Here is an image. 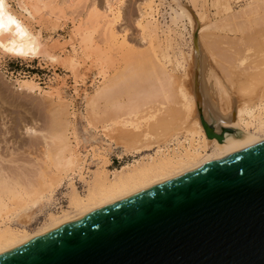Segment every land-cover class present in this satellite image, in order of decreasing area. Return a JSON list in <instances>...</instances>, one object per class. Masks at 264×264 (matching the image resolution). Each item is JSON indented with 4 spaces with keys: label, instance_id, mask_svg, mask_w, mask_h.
Wrapping results in <instances>:
<instances>
[{
    "label": "rangeland",
    "instance_id": "1",
    "mask_svg": "<svg viewBox=\"0 0 264 264\" xmlns=\"http://www.w3.org/2000/svg\"><path fill=\"white\" fill-rule=\"evenodd\" d=\"M255 1L264 2V0H77L75 3L76 1L71 0H8L11 13L26 26L31 36L17 39L12 33L0 35V43L4 48H11L15 44L24 47L27 52L26 56H18L0 50V170H6L0 172L10 176V180L14 178L20 180L22 185L26 183L25 186L31 182L36 183L35 179L44 180L43 172L56 178L57 174L51 171L53 167L47 160L46 152L50 149L49 146L53 145L50 144L52 134H49L50 128L53 131L54 121L51 120L55 118L61 106L66 110L62 118L70 122L64 121L68 127V141L79 150L84 161L80 172H68L62 176L50 201L46 200L42 204L30 207L28 213L32 217L27 224L23 225L18 219L6 217L4 223L32 232L47 220L49 212L60 214L61 209H69V192L72 188L69 186L70 183L79 194L85 195L95 171L101 170L108 173V178H112L123 165L134 164L135 161L146 160L148 155H155L157 148L154 145L150 150L141 153L122 152V148L113 143L108 144L100 129L94 130L87 126L85 115L88 111L90 113L91 108L86 106L85 96L92 93L93 88L100 84L102 72L94 64L85 61L79 45L81 36L77 35L79 30H82L79 32L80 35L89 31L88 35L92 38L90 47L99 44L102 53L108 57L106 62L108 76L121 72L125 67H135L138 71L139 69L152 71L154 67L156 69L164 65L175 75L174 87L181 89L183 86L182 90L186 91L188 97L191 91L190 73L193 65L191 97L197 119L203 129L194 95L196 54L192 43L193 34L195 33L198 38L200 51L207 64L213 95L219 101L221 98L228 100L232 94L241 96L239 88L247 84L252 73L251 66L256 60L252 51L254 42L251 39L253 37L260 39V36H264V4L258 6L255 14L238 19L235 27L232 24L226 25L225 18L246 3ZM109 6L114 12L120 6V16L111 24L117 31L119 41L122 40L121 36L126 40V47H120L119 42L116 43L118 45L111 44L105 27L104 31L102 29L103 24L96 25L91 20L94 19L95 8L99 13L101 11L108 13ZM25 7L30 10L31 15ZM179 7L185 12L182 18L179 16L177 18L172 11V8L178 10ZM149 9L155 18L153 20L156 23V39L153 38V33L149 35V31L142 26L150 17L141 19V13L149 12ZM109 15L108 19L114 17L110 12ZM173 15L177 19H174ZM202 26L204 30L199 32ZM248 35L252 38L250 39ZM74 48L77 56L74 55ZM87 50L89 53L92 51ZM47 53L57 55L58 59L50 61ZM33 56L36 58L33 59ZM77 60L80 61L78 65L72 67L73 61ZM23 80L36 81L51 94L43 95L37 90L20 88ZM262 96L264 80L256 87L253 95L257 100ZM122 97L121 99H124V96ZM175 99L179 100L178 96ZM103 103L98 102L101 110L104 108ZM205 105L203 100L202 108ZM64 114L62 113V116ZM91 115L96 117L95 114ZM254 129V126L250 127V131H255ZM182 134L181 131L178 135L181 139L184 138ZM183 144L187 146L186 142ZM175 145L171 143L172 147ZM47 175L45 180L49 179Z\"/></svg>",
    "mask_w": 264,
    "mask_h": 264
},
{
    "label": "bare ground",
    "instance_id": "2",
    "mask_svg": "<svg viewBox=\"0 0 264 264\" xmlns=\"http://www.w3.org/2000/svg\"><path fill=\"white\" fill-rule=\"evenodd\" d=\"M71 1L77 3V0ZM7 3L9 4L8 0ZM261 3V1L260 3L259 1L258 3L256 1L249 2L231 12L228 19L225 18L226 25L232 24L235 27V24H238V19L255 14ZM110 6L108 13L102 11L99 13L95 8L94 19H90L96 25L103 24L102 29L105 27L108 41L111 44L119 42L120 47H126V40L121 36L122 40L119 41L117 31L111 24L119 18L120 6L116 8L115 12ZM181 7L178 10L172 8L173 14L177 18H182V14L185 13ZM10 9L11 7H9V11ZM25 10L31 15L28 8L25 7ZM109 12L114 15L113 18L108 19ZM146 16L150 19L147 20V23L145 20L146 26L145 23L142 26L149 31V35L153 33V38L156 39V23L152 10L141 13V19ZM177 18L174 17V19ZM203 28L202 26L198 31L202 32ZM81 31L79 30L77 35L81 36L79 45L82 48L85 61L94 64L102 72L100 84H97L95 89L93 88L92 93H87L85 96L87 101L85 104L91 108L90 113L88 111L85 115L87 126L94 130L100 129L108 144H115L122 148V152L141 153L144 150H150V147L154 145L157 148L155 155H148V158L144 159L145 161L139 160L134 164L123 165L112 178H108V173L101 170L95 171L85 195L79 194L74 185L70 183L69 186L72 188L69 192V209H61L60 214L49 212L47 220L32 232L25 228H14L7 225L8 223L5 224L4 217L18 219L21 224H27L32 217L28 213L30 207L42 204L46 200L50 201L56 186L63 178L62 176L68 172H80L82 169L84 160L79 150L68 141L67 123L70 122H67L68 119L65 121L62 118L65 116L66 110L61 106V109L57 110L55 118L53 117L51 120L54 121V123L52 122L53 131L50 128L49 134H52L50 135L52 139L50 144L53 145L49 146L50 149H47L46 152L47 160L53 167L51 171L57 174L56 178H52L45 171L49 174H46L48 180H45L46 175L43 172L44 178L40 175L44 180L35 179L37 182H34L37 184L31 182L25 186L26 183L22 185L20 180L14 178L10 180V176H5L0 172V255L138 192L264 142V96L258 100L253 97L256 87L264 80V36H260V39H254V37L251 39L252 37L248 35L254 42L252 51L256 60L251 66L252 73L248 77L247 84L239 88L242 95L234 96L232 92L231 98L228 97V100H224L225 98L220 97V101L211 92L212 81L208 76L207 64L200 51L196 36L194 95L198 115L215 133H222V139L218 141L214 137L209 138L205 135L194 110L191 97L193 65L191 66L192 71L190 70L191 87L189 88L191 91H189L188 97H186V91L182 90L183 86L181 89L174 87L175 75L168 71L164 65L156 69L154 67L152 71L151 69L145 71L139 69L141 72L135 67H125L121 72L108 76L106 67L108 57L102 53L103 50L99 44L90 47L92 38L88 35L89 31L82 32L80 35ZM87 49L92 51L89 53ZM74 55L77 56L75 48ZM46 56L50 61L58 59L55 54L47 53ZM79 62L78 60L73 61L72 67L78 65ZM141 69L144 68L141 67ZM20 86V88L29 91L37 90L43 95L51 94L39 86L36 81L23 80ZM178 86L180 87V85ZM122 96L124 99H121ZM177 96L179 100L175 99ZM203 100L206 105L202 108ZM100 101L105 103H103L102 110L98 107ZM91 114H95L96 117H92ZM64 121L67 123L65 124ZM252 126L255 127V131H250ZM181 131L183 139L178 136ZM172 142L176 144L174 147L171 146ZM184 142L187 143V146L183 144ZM51 171L49 170L50 173H52Z\"/></svg>",
    "mask_w": 264,
    "mask_h": 264
},
{
    "label": "water",
    "instance_id": "3",
    "mask_svg": "<svg viewBox=\"0 0 264 264\" xmlns=\"http://www.w3.org/2000/svg\"><path fill=\"white\" fill-rule=\"evenodd\" d=\"M0 264H264V142L61 226Z\"/></svg>",
    "mask_w": 264,
    "mask_h": 264
},
{
    "label": "clouds",
    "instance_id": "4",
    "mask_svg": "<svg viewBox=\"0 0 264 264\" xmlns=\"http://www.w3.org/2000/svg\"><path fill=\"white\" fill-rule=\"evenodd\" d=\"M9 7L10 5L7 3V0H0V35L12 33L17 39L30 37L31 33L29 30L9 11ZM0 50L7 51L11 55H27L24 47L16 46L15 44L11 48H4V45L0 43ZM32 58L35 59L36 57L33 56Z\"/></svg>",
    "mask_w": 264,
    "mask_h": 264
}]
</instances>
